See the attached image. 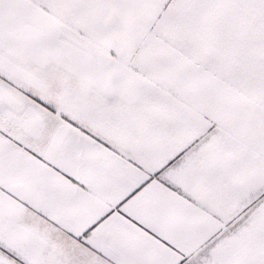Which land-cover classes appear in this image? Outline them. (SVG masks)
Instances as JSON below:
<instances>
[{
	"label": "snow or ice",
	"instance_id": "snow-or-ice-1",
	"mask_svg": "<svg viewBox=\"0 0 264 264\" xmlns=\"http://www.w3.org/2000/svg\"><path fill=\"white\" fill-rule=\"evenodd\" d=\"M0 264H264V0H0Z\"/></svg>",
	"mask_w": 264,
	"mask_h": 264
}]
</instances>
